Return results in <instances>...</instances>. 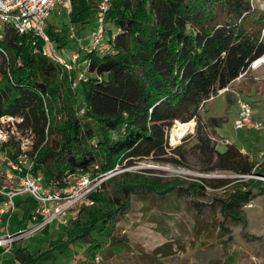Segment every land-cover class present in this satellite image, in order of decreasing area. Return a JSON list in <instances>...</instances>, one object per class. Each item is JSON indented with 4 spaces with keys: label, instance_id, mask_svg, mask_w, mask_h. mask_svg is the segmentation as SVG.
<instances>
[{
    "label": "trees",
    "instance_id": "obj_1",
    "mask_svg": "<svg viewBox=\"0 0 264 264\" xmlns=\"http://www.w3.org/2000/svg\"><path fill=\"white\" fill-rule=\"evenodd\" d=\"M96 1L71 0L70 23L82 29L94 20ZM105 22L101 44L81 57L85 76L75 89L70 87L74 72L67 73L60 63L45 57L39 38L13 34L3 41L7 54H0V116H23L35 133L36 145L44 143L38 148L34 167L43 174L44 184L61 189L69 175L103 173L149 156L180 162L186 149L168 145L169 130L174 121L186 125L194 120L193 147L204 156L203 170L232 171L243 175L235 177L237 182L250 184L247 190L232 192L224 200L225 207L234 210L240 202H248L264 182L251 178L252 185L244 176L264 177V156L256 160L233 142L218 150L210 134L219 120L207 118L209 132L197 123L201 102L244 71L237 88L247 90L255 85L256 92H261L259 82L246 74L250 64L264 56V8L251 0H109ZM46 33L58 47L62 45L64 35L48 25ZM170 151L179 159L165 158ZM230 181L207 177L192 186L194 192L203 194L206 188L216 189ZM118 186L115 197L95 191L93 204L81 207L67 223L68 236L82 224L103 230L109 220L103 216L117 209H108L106 203L123 207L131 194L146 193L151 187L135 179ZM169 191L171 187L166 186L160 195ZM19 209L23 215L28 211L22 203ZM111 241L112 247L125 246ZM163 248H155L153 254L166 255ZM14 252L19 264H39L43 257L25 248ZM111 253L105 252L107 256ZM137 257L140 261L154 259L152 254ZM0 264L14 263L6 259Z\"/></svg>",
    "mask_w": 264,
    "mask_h": 264
},
{
    "label": "rangeland",
    "instance_id": "obj_2",
    "mask_svg": "<svg viewBox=\"0 0 264 264\" xmlns=\"http://www.w3.org/2000/svg\"><path fill=\"white\" fill-rule=\"evenodd\" d=\"M251 2L264 8V0ZM57 9L50 13L47 22L53 31L64 35L62 45L58 47L54 40L52 45L57 47L60 61H66L72 50H78L76 40L67 36L69 25H73L76 33L80 29L70 23L64 8L61 13ZM94 23L92 18L85 24L82 33L90 32ZM84 55L85 52H81L80 56ZM246 75L257 79L262 95L253 94L255 97L249 100L244 92L243 98L250 101L255 117L264 118V62L256 67L250 64ZM236 115L237 106L233 96L220 95L199 109L200 123L197 126L200 124L201 130L209 132L207 118H217L219 125L210 134L216 149L223 150L227 145L224 139H227L242 152L260 160L264 156V132L234 130L232 123ZM192 124L191 121L184 126H175L174 134L184 133ZM195 137L196 129L192 127V130L184 133L180 142L171 143L169 130L168 145H180L186 149L180 162L149 156L130 168L120 165L112 168L116 171L102 182L98 189L101 194L107 192L115 197L119 192L118 185L129 179L146 182L151 187L146 189V193L131 194L128 200L123 201V207L118 208L119 204L111 201L106 203L108 209H117L110 216H103L104 220L109 219L103 230L100 231L98 225L90 228L81 223V227L68 236L66 226L60 225L58 229L56 222H51L45 231L16 242L13 250L25 248L29 253L43 255L39 264H86L91 262L96 249L102 247L103 251L97 252L100 261L95 264H264V187L254 189L251 199L246 203L240 202L234 210L225 207L224 200L232 192L247 190L250 184L243 186L242 182H237L232 171H204V156L193 147ZM168 157L179 159L171 151L165 158ZM207 177H223L231 181L216 189L206 188L203 194L194 192L192 185ZM251 178L264 182V177L257 175L246 177L245 182L254 185V182H249ZM166 186H170L171 191L163 197L160 191ZM16 199L19 201L21 198ZM34 205L35 202L30 199V213ZM17 213L19 215L15 214L9 222L10 232L16 230L18 219H21L22 211L19 208ZM232 215L235 216L234 220L231 219ZM109 236L113 239L111 242L116 240L125 245L122 249L114 246L113 249L119 253H112V256L105 254L109 252L106 249L110 247ZM64 242L65 245H61ZM96 243H100L98 248H94ZM162 245V252L167 254L154 255L153 250ZM137 254H152L154 259L140 261ZM6 259L9 260L7 257L2 260Z\"/></svg>",
    "mask_w": 264,
    "mask_h": 264
},
{
    "label": "built area",
    "instance_id": "obj_3",
    "mask_svg": "<svg viewBox=\"0 0 264 264\" xmlns=\"http://www.w3.org/2000/svg\"><path fill=\"white\" fill-rule=\"evenodd\" d=\"M108 5L109 0L96 1L95 23L86 37L81 38L75 32L73 25H69L67 36L69 39L76 40L78 50H72L66 61H60L57 54L58 49L52 45V40L46 33L47 19L56 7L58 13H61V9L64 8L65 13L69 15L72 9L71 0H0V54L6 57L3 41L13 34L35 36L42 42L41 53L45 57L60 63L67 73L74 72L75 76L72 77L70 86L75 89L85 76V61L81 60V52H87L98 46L105 38V13ZM257 62L253 61L251 65ZM245 73L246 71L240 73L229 84L210 94L201 102L200 108L220 95L230 94L237 106V115L232 123L234 130L264 132V118L255 117L252 105L243 98L237 85H234V81L243 77ZM190 121L193 124L186 131L194 128V120ZM175 122L170 128L171 143L180 142L186 132L173 134L171 129L179 121ZM229 142L224 139L225 144ZM42 144L36 145L35 133L29 126H26L23 116L13 114L0 116V261L3 257H7L14 264H19L13 250L16 242L33 237L48 227L51 222H56L58 229L60 225L66 226L69 220L76 218L81 207L93 203L92 194L101 187L104 180L116 171V169H111L103 173L87 172L69 175L64 188L54 189L44 184L41 171L34 170L38 148ZM94 168H97V165ZM242 176L235 175V177ZM252 176L254 175L244 177ZM17 197L21 199L17 201ZM30 199L35 202V208L31 213ZM20 203L28 211L24 215L22 212L16 230L10 232L9 222L15 214L19 215L17 209ZM39 216L40 221H38ZM92 261L94 264L100 261L97 253Z\"/></svg>",
    "mask_w": 264,
    "mask_h": 264
},
{
    "label": "crops",
    "instance_id": "obj_4",
    "mask_svg": "<svg viewBox=\"0 0 264 264\" xmlns=\"http://www.w3.org/2000/svg\"><path fill=\"white\" fill-rule=\"evenodd\" d=\"M85 28H82V29H80V31H79V35L81 36V35H83L82 37L84 38V37H86L87 36V34H88V32H86V33H82V31L84 30ZM253 78V77H252ZM243 79V77H241L240 78V80H235L234 81V85H238V83H240V81ZM253 80H256L257 81V79H255V78H253ZM258 82V81H257ZM239 91H241L242 93H241V95L243 96V97H245L244 96V92L246 93V95H247V98H249V100L250 99H253L255 96L254 95H262V92H256V87H255V85H251L250 87H249V89H245V90H239ZM254 94V95H253ZM249 96V97H248ZM248 100V102H250ZM253 108V107H252ZM254 110V109H253ZM261 118H263V117H261ZM231 142V141H230ZM114 247V246H113ZM113 247L112 246H110V247H107L106 249H108V250H110V251H112V253H119V252H116L114 249H113ZM103 247L102 248H99V249H97L96 250V253L97 252H101V251H103ZM109 251V252H110ZM95 253V252H94ZM112 253H111V255H109V256H112Z\"/></svg>",
    "mask_w": 264,
    "mask_h": 264
},
{
    "label": "bare ground",
    "instance_id": "obj_5",
    "mask_svg": "<svg viewBox=\"0 0 264 264\" xmlns=\"http://www.w3.org/2000/svg\"><path fill=\"white\" fill-rule=\"evenodd\" d=\"M263 62H264V56L262 57V61H261V59H259L258 62H257L254 66L256 67V66L260 65V64L263 63ZM176 126L178 127V126H180V125L177 124ZM182 126H184V125H182Z\"/></svg>",
    "mask_w": 264,
    "mask_h": 264
},
{
    "label": "water",
    "instance_id": "obj_6",
    "mask_svg": "<svg viewBox=\"0 0 264 264\" xmlns=\"http://www.w3.org/2000/svg\"><path fill=\"white\" fill-rule=\"evenodd\" d=\"M259 59H261V61H262V57L258 58V59H257V60H255V61H258Z\"/></svg>",
    "mask_w": 264,
    "mask_h": 264
}]
</instances>
